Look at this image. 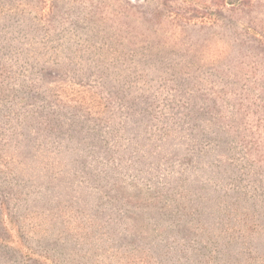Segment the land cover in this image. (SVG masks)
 <instances>
[{
	"label": "rangeland",
	"instance_id": "1",
	"mask_svg": "<svg viewBox=\"0 0 264 264\" xmlns=\"http://www.w3.org/2000/svg\"><path fill=\"white\" fill-rule=\"evenodd\" d=\"M10 3L3 9L32 16H46L51 9L63 17L66 21L60 26L69 29L71 41L79 39L73 47L84 51L79 53L81 61L74 59L61 68L72 71L83 66L87 75L100 73L107 90L117 93L127 107L120 119L121 141L109 136L106 145L81 121L74 124L83 114L65 104L54 111H30L28 118L5 131L11 134L6 136L1 160L16 176L22 228L35 231L28 229V235L43 238L67 264H189L193 258L199 264H249L251 256L264 255V212L249 207L247 219L239 218L236 213H242L243 203L230 198L238 193L231 180L250 184L264 165V144L254 152L264 134L243 129L240 119L222 124L221 130L205 120L217 110L243 112L244 97L261 98L264 104V0ZM85 7L91 13L81 11ZM50 45L56 43L47 42L45 48ZM66 62L61 58L59 63ZM86 63L96 67L88 70ZM47 65L38 91L43 100L39 99V107L58 102L57 90L71 104L76 98L87 102L85 90L96 91L78 85L73 73L72 80H63L59 76L64 71L51 60ZM88 108L94 110L89 104ZM251 119L255 122V117ZM132 149L139 154L131 155ZM248 149L257 156L248 154ZM115 158L121 161V174L104 164ZM179 160L184 163L178 167ZM124 166L149 179L174 167L181 172L172 195L173 177L163 180L170 188L166 201L157 202L131 188ZM213 186L222 187L218 193L224 197ZM183 193L189 206L193 200L201 210L203 232H195L197 222L188 223V208H177L185 203ZM223 199L228 215L216 212ZM188 239L214 247L216 241L214 259L219 262H206L207 257L190 249L171 248Z\"/></svg>",
	"mask_w": 264,
	"mask_h": 264
},
{
	"label": "trees",
	"instance_id": "2",
	"mask_svg": "<svg viewBox=\"0 0 264 264\" xmlns=\"http://www.w3.org/2000/svg\"><path fill=\"white\" fill-rule=\"evenodd\" d=\"M3 5L5 7L6 5L10 6V0H0V264H67L70 262L61 257L59 251L53 247H49L44 242L43 238L41 239L36 238L34 235H28L30 231L32 233H35V231H32L31 228H28L30 231L22 228L24 220L21 218V214L17 213L19 210V196L17 194L18 186L14 183V178L16 176H14L13 171L9 169L8 162L6 160H1L2 152L5 149L4 142L6 136L8 135L9 137L11 134H6L5 131L12 127V123L20 124L23 118H28L30 111L32 112L39 109H49V111H54V109L61 104H65L72 109L74 108L76 111L80 112V114H83V116H79L74 121V124L81 121L83 125L91 128V132L97 133L101 136L106 145L110 144L109 136L112 137V141H121L120 130H123L124 127L121 125L120 119L121 117H124L123 109L127 107L125 106V102L121 101L122 98H120L117 93L109 92V90H107L103 82L105 79L100 76V73L95 72L94 76L91 73L87 75L80 68L83 67L80 66V64V67H77L76 70L73 69L72 71L67 67H65L64 70L61 68V66L72 64V60L74 59L81 61L79 53L84 51L81 48L73 47L79 39L71 41L70 37H67V33L70 32L68 31L69 29H66V26L65 28L60 26L66 21L63 17H57L55 12L51 9L46 16L37 13H34V16H32L29 12H27V15L29 14L27 16L17 13L15 8L8 7L4 10L2 7ZM81 11H84V13H91L86 7ZM44 23L46 25H44ZM62 30H66V32ZM47 42H55L56 45H50V47L45 48ZM26 45L29 47V50L26 49ZM43 55L48 56L49 59H44ZM61 58H66L67 62L60 65L59 62ZM49 60L64 71H61V76H59L63 80H72L73 73L78 79V82H76L78 85L83 87L86 86L90 89L94 88L96 90H85V93L89 97L87 102H83L85 98H76L75 100H72L73 103L71 104L70 99L67 100L64 94L58 95L57 90V92L55 91V101L58 102H53L49 108L45 105L39 107L40 92L38 91L41 88L42 79H46V72L49 69L47 62ZM86 65L88 66V70L90 67H96L95 65L91 66L89 63H86ZM39 81L40 84L38 83ZM117 96L119 98H117ZM257 99V101H252V99L244 97L241 101H245L243 102V105H245L246 109L241 113L238 111L221 112L220 110H217L212 117L206 118L205 120L209 123H213L217 130H221L220 127L222 124H227L228 122L233 123L240 119L242 121L241 125L243 126V129L255 133L260 131L261 134H264V130H258L260 125L264 126V104L261 98ZM25 100H28L29 102L24 103L23 101ZM40 101L42 102L43 100L40 99ZM88 104L89 107L94 110H89ZM33 106L35 108H32ZM252 107L254 108V111H252ZM20 109L29 112L25 111L26 113L15 114V110ZM254 117L255 122L251 119ZM13 120L15 121L12 122ZM115 123L117 124V128ZM262 129H264V127ZM258 140L260 145L254 148V152L258 151L264 144L259 138ZM125 146L126 145H124V148ZM129 151H131V155L135 154V152L137 153L134 149ZM254 152L252 149H248V154ZM138 154L139 153H137V155ZM253 155V157L257 156L256 153ZM114 160L117 162H113ZM114 160H111L112 163L110 162V165H108V162H105L104 164L108 167L110 166L112 171L116 174H121V161L118 158H115ZM180 163L183 164L184 161L179 160L178 167ZM175 168L176 167L173 168L174 170L172 169L169 171L167 169L161 172L158 171L159 173L157 172L158 174L154 175L152 179L142 178L137 172L130 173L126 171L127 168L125 166L124 173H127V176L131 177V183L129 184L132 186L131 188L136 189L139 194H147L145 196L157 199V202H160L161 200H164L165 202L167 196L166 191L169 190L170 186L163 180L167 178L170 179V176L173 177L172 195L174 192V183L179 179L176 174L181 172L179 171L180 169L178 170V168ZM259 168L261 169L260 172L252 177L250 184L247 183L241 186L235 183L234 180L230 179L232 183L238 187L236 191L238 193L231 195L230 198L240 199L241 203H243V208H241L242 213H236V216L239 218L246 217L247 219V208L249 207H254L255 210L258 209L256 212H264V165L259 166ZM155 176L157 178L156 180H153ZM238 181H240V179ZM214 187L215 186L212 188L216 193H218V190L224 191L220 186L221 189H218L219 187ZM206 188L210 189L209 186ZM178 192L181 193L180 188H178ZM218 194L223 196L221 193ZM182 198L185 200V203L181 202L176 204L177 208L179 207L181 211L188 208L189 211L186 213L189 216L188 223L197 222V225H193V227L197 229L195 231L196 233H199L202 230L204 231V225L200 224L201 210L197 205L193 204L192 199V204L189 206V199L186 200L185 193L182 194ZM216 198L218 199L220 197ZM222 202H225L224 205L220 204ZM167 203L169 204V202ZM167 203L163 204L162 207ZM227 205V201H224V199L221 200V202H217L218 208L216 212L220 213L221 211H225V214H230ZM209 208L211 209L212 206ZM244 209H246V211ZM9 217L13 222L18 223V226L11 225L12 221L9 220ZM180 217H184V219L187 218L183 214ZM261 217L262 214H259L258 218ZM198 227H200V230ZM195 232H193V235H195ZM171 248H177L178 251L190 249L196 256L202 255L207 257L206 262L211 263H214L216 260L214 259V256L217 253L216 251H218L216 241L214 247V245L203 246L200 244V241L192 239H188L187 241L184 240V242ZM140 258L141 257H139L138 260H140ZM217 262H219V260H216V263ZM188 263L199 264L195 258ZM249 264H264V255L251 256V262Z\"/></svg>",
	"mask_w": 264,
	"mask_h": 264
}]
</instances>
